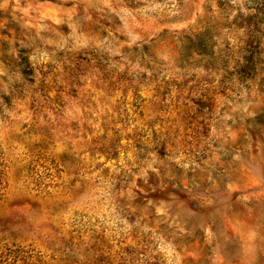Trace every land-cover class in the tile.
Listing matches in <instances>:
<instances>
[{"label":"rangeland","instance_id":"1","mask_svg":"<svg viewBox=\"0 0 264 264\" xmlns=\"http://www.w3.org/2000/svg\"><path fill=\"white\" fill-rule=\"evenodd\" d=\"M0 264H264V0H0Z\"/></svg>","mask_w":264,"mask_h":264}]
</instances>
